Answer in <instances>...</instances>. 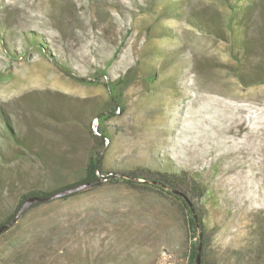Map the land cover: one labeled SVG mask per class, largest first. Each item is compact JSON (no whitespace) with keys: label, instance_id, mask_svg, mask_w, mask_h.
Masks as SVG:
<instances>
[{"label":"rangeland","instance_id":"rangeland-1","mask_svg":"<svg viewBox=\"0 0 264 264\" xmlns=\"http://www.w3.org/2000/svg\"><path fill=\"white\" fill-rule=\"evenodd\" d=\"M167 2L0 0V221L22 193L81 178L102 144L115 177L141 167L196 175L208 259L264 264V83L253 81L264 57L250 58L241 83L229 43L171 12L158 17L152 6ZM184 2L189 11L215 0ZM189 242L172 198L104 180L18 217L0 235V264H185Z\"/></svg>","mask_w":264,"mask_h":264},{"label":"trees","instance_id":"trees-1","mask_svg":"<svg viewBox=\"0 0 264 264\" xmlns=\"http://www.w3.org/2000/svg\"><path fill=\"white\" fill-rule=\"evenodd\" d=\"M184 5V0H168V2L162 5L159 10L154 6H151L154 10L158 11V14H156L158 17L160 13L171 12L177 17L184 18L186 22L200 31L211 34L216 38L225 40L229 43L231 46L230 55L233 57L238 71L236 76L241 83H245L243 71L246 72L248 67H252L250 58L256 53H260L264 57V0H215L214 3L212 2L208 5L207 9L195 8L189 9V11L185 10ZM220 5L224 9H221L219 7ZM161 35L170 36L167 32H162ZM33 43L39 46L40 50L45 48L42 42L33 41ZM54 63L67 76L80 82L90 81L83 77H76L65 65H60L57 61H54ZM254 67L257 68L253 77L258 78V80L255 79L253 81L264 83V66L258 65ZM260 68L262 69L261 73ZM146 80H148V82L154 81V75L151 74ZM106 85L112 97L115 88L112 86L111 82H107ZM114 115L115 109L113 107L110 110H105L96 114L95 119L101 124L104 121L111 119ZM3 123L9 133V137L13 139L16 146L22 150H29L30 141L18 138L13 132L7 118L4 119ZM97 129H99L100 139H103L105 135L101 127L98 126ZM91 133L97 137L96 134L93 132ZM104 159L105 154L102 144L90 149L85 162L84 175L81 178L51 189L38 188L22 193L11 214L5 220L0 221V225L8 223L20 205L31 196L44 198L72 186L90 183V186L84 189L61 196V198L66 199L70 196L87 192L91 190L92 186L101 185L104 180L109 182L123 180L133 187L152 188L172 198L181 207L185 214L186 229L190 239L187 247L185 264H197L196 254L198 252V231L201 232L202 238L200 264H213L208 259L206 249V227L201 213V206L199 205L205 197L206 188L196 175L187 170H150L149 168L141 167L127 171L122 176L115 177L114 173L103 171ZM57 165L60 167L59 164ZM57 165H54V167L57 168ZM52 169L54 168L52 167ZM39 204H41V202H35L30 208ZM189 205H191V207ZM27 210L23 214H25ZM194 216L196 217L197 222L195 221ZM8 229L9 228L3 230L0 235Z\"/></svg>","mask_w":264,"mask_h":264},{"label":"water","instance_id":"water-1","mask_svg":"<svg viewBox=\"0 0 264 264\" xmlns=\"http://www.w3.org/2000/svg\"><path fill=\"white\" fill-rule=\"evenodd\" d=\"M90 186V183H84V184H79L76 186H72L63 190H60L59 192H56L54 194H52L51 196L48 197H38V196H31L29 198H27L18 208V210L16 211V213L12 216L11 220L8 223L2 224L0 225V233L3 232V230L9 228L14 222H16V220L18 219V217L20 215H22L28 208H30L35 202H47V201H51L57 198H60L61 196L79 191L81 189H84L86 187ZM191 207V205H189ZM195 221L196 217L194 216ZM201 245H202V238H201V232L198 231V252L196 254V263L200 264V249H201Z\"/></svg>","mask_w":264,"mask_h":264}]
</instances>
